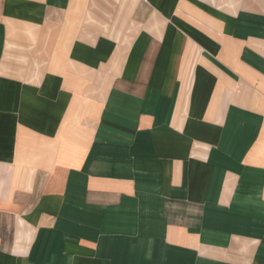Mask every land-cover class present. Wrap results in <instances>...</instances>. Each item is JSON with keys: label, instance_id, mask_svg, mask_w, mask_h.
Returning <instances> with one entry per match:
<instances>
[{"label": "crops", "instance_id": "1", "mask_svg": "<svg viewBox=\"0 0 264 264\" xmlns=\"http://www.w3.org/2000/svg\"><path fill=\"white\" fill-rule=\"evenodd\" d=\"M0 264H264V0H0Z\"/></svg>", "mask_w": 264, "mask_h": 264}]
</instances>
